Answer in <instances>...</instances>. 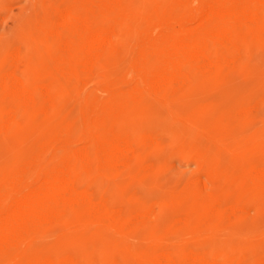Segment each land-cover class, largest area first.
Segmentation results:
<instances>
[{
  "label": "bare ground",
  "instance_id": "obj_1",
  "mask_svg": "<svg viewBox=\"0 0 264 264\" xmlns=\"http://www.w3.org/2000/svg\"><path fill=\"white\" fill-rule=\"evenodd\" d=\"M261 42L264 0H37L18 45L0 56V142H31L0 172V264H79L35 248L85 226L125 236L135 220L118 204L124 177L153 170L159 141L153 128L140 132V117L173 113L184 92L222 79ZM201 183L187 189L191 219L246 223L247 190L211 194ZM140 264L215 263L198 253Z\"/></svg>",
  "mask_w": 264,
  "mask_h": 264
},
{
  "label": "rangeland",
  "instance_id": "obj_2",
  "mask_svg": "<svg viewBox=\"0 0 264 264\" xmlns=\"http://www.w3.org/2000/svg\"><path fill=\"white\" fill-rule=\"evenodd\" d=\"M36 10L37 0L0 2V56L18 45ZM139 124L141 133L156 130L159 141L147 156L153 170L143 167L124 177L118 204L135 220L125 236L85 226L75 234L42 237L35 251L74 255L79 264H140L160 254L184 262L198 253L215 264H264V42L247 46L222 79L184 92L173 113L158 108L143 113ZM30 144L1 141L0 172L12 167ZM207 169L218 173L216 183ZM202 179L211 194L247 190L255 204L248 207L246 223L238 218L204 226L202 214L191 219L195 206L188 203L187 189Z\"/></svg>",
  "mask_w": 264,
  "mask_h": 264
}]
</instances>
